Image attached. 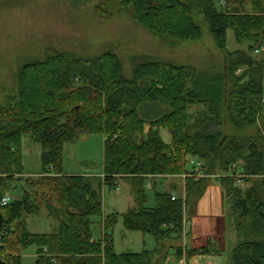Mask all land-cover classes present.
I'll return each mask as SVG.
<instances>
[{"label":"trees","instance_id":"16d2710c","mask_svg":"<svg viewBox=\"0 0 264 264\" xmlns=\"http://www.w3.org/2000/svg\"><path fill=\"white\" fill-rule=\"evenodd\" d=\"M119 2L131 7L133 17L149 31L180 42L202 40L203 29L194 18V10L201 11L216 46L227 54L226 77L234 80L229 99L220 81L198 75L194 67L148 56L134 63L131 79L111 51L81 59L51 50L43 60L21 63L17 92L0 104V201L8 193L19 195L0 204L8 259L20 264L21 252L36 244L37 264H163L166 257L154 261L149 250L115 251L116 213L104 219L103 237H93L92 219L103 210L101 191L128 182L136 206L122 215L125 227L150 233L158 242L181 239L189 200L208 178L188 175L190 159L198 158L205 161L204 174L218 176L235 231L245 233L231 251V263L264 264V129L240 132L261 119L264 124V59H254L253 45L250 52L227 48L229 29L239 44L251 40L264 45V0ZM242 66L247 70L235 76ZM202 105L206 108L193 115L191 108ZM228 124L235 127L233 132ZM162 128L169 129L170 143L163 140ZM81 131L105 135L100 176L64 172V145ZM25 134L43 146L44 170L37 178L23 172L20 145ZM183 175L184 197L156 191L155 205H147L150 177ZM15 181L26 185L17 190L12 188ZM245 181L252 184L244 190ZM43 207L58 225L51 234L32 233L26 217ZM177 252L189 261L222 250L209 240L203 247H178Z\"/></svg>","mask_w":264,"mask_h":264},{"label":"rangeland","instance_id":"374dc122","mask_svg":"<svg viewBox=\"0 0 264 264\" xmlns=\"http://www.w3.org/2000/svg\"><path fill=\"white\" fill-rule=\"evenodd\" d=\"M194 18L203 29L202 40L180 42L169 36L149 31L133 17L132 8L122 6L119 0H0V104L7 102L8 96L17 92L20 64L32 58L43 60L51 50L68 52L81 59L94 58L106 51L115 52L122 63L123 74L129 79L133 77L134 63L141 56L188 64L197 70L198 75L210 78L208 80L215 83L220 81V86L225 88L226 97L229 99L234 80L226 77L227 54L216 46L203 13L195 9ZM251 45L255 48L252 52L249 51ZM263 47L264 45L258 47L255 41L251 40L239 44L234 31L228 30L227 48L230 51L236 49L249 51L255 60L261 61L264 59ZM257 49H261L260 52H256ZM247 68L242 66L234 72V75H241ZM204 107V105L192 107L191 112L196 116L199 114L197 111ZM154 113L155 111L151 114ZM263 126L261 119L256 125L242 129L240 132L248 134L263 132ZM234 129V126L227 125L229 132ZM161 136L167 143L172 141L171 133L167 128L161 129ZM104 143L105 135L102 133L79 132L75 141L64 145V172L70 175H102ZM20 149L25 177L37 178L44 170L42 144L34 141L29 134H25ZM188 168H191L190 163ZM217 177L215 173L208 176L202 183L201 191L205 190L198 196L190 198L185 212V226L188 230L193 224L198 226V237L203 243L206 241L204 236L209 234V226L214 225L216 217L213 215L219 210L218 204H210L213 201L212 197L220 196L218 187L222 190ZM251 184L252 182L245 181L241 185L245 190ZM14 185L17 186V190H21L26 183L15 181L12 188ZM214 185L218 187H210ZM163 190L161 186L157 189L147 188L149 207H153L156 203V191ZM1 192L0 187V194ZM101 192L102 214L94 216L91 225L94 238L98 239L103 235L104 218L116 213L118 220L113 228L112 237L117 253L141 252L144 249L157 247L156 239L152 234L129 230L124 225L122 215L136 206L131 184L122 181L118 189L103 187ZM8 195L13 198L19 196L15 193ZM223 196L225 197L224 194ZM225 200L228 205L226 215L229 219L230 205L226 197ZM228 223L229 228L234 229L233 220H228ZM26 224L32 233L51 234L58 222L49 215L47 208L43 207L38 214L27 215ZM244 235L245 233L239 234L235 231L231 237L234 241H239L245 238ZM228 243L226 249L231 252L235 245L233 246L229 241ZM38 251L39 247L36 244L29 245L21 252L20 264H37Z\"/></svg>","mask_w":264,"mask_h":264},{"label":"crops","instance_id":"0c3cea01","mask_svg":"<svg viewBox=\"0 0 264 264\" xmlns=\"http://www.w3.org/2000/svg\"><path fill=\"white\" fill-rule=\"evenodd\" d=\"M236 50H241V49H236ZM171 62H173V61H171ZM174 63L180 64V65H188V64H181V63H177V62H174ZM196 107L197 106H195V108ZM65 174L70 175L69 173H66V172H65ZM148 185H151V188H148V189H157L158 187L161 186L162 188H164L163 191L169 190L176 197H179V196L184 197L185 192H186L185 175H183V176H154V177H150L148 180V183H147V186ZM119 187H120V185H119ZM210 187L215 188L218 186L214 185V186H210ZM218 188L220 190V196L215 195L214 197H212L211 200H213V201L210 204H214V205L218 204L219 210L216 211V214L213 215L214 217H216V219H214V225H211L208 228L209 234H206L204 236V237H206L205 243H203V241L198 237V231H197L198 226L196 227V225L193 224L191 226L190 230H188V228L186 226H184V235H183L184 237H182L181 239H179V238H167V239L161 240L159 242L156 241L157 247H155L154 249L152 248L150 250L148 249L149 251H151L153 253L154 261L160 262L161 259L166 257V260L163 264H232L231 259H230L231 258V252L229 249H226V247L229 244L228 241L230 243H232L234 246L240 240L234 241L231 237V235L234 234L235 231L231 227L229 228L230 224L228 223V220H231V218L229 217V219H228V217L226 215L228 213V205H226V203H225L226 200L222 194V190L220 189V187H218ZM203 190H205V189H203ZM203 190L199 194H201L203 192ZM163 191H161V192H163ZM198 195H196V196H198ZM196 196H194V197H196ZM219 198H221L220 202L218 201ZM193 232H194V234H193ZM103 235H104V231H103ZM103 235L101 236V238L103 237ZM95 239H97V238H95ZM98 239H100V238H98ZM198 240H200L201 242ZM209 240H211L213 242L214 247L216 246L217 248H220L222 250L221 254L196 255L192 259L187 261L185 256H182L180 258L179 252H177L178 247H183V248H200V247H203L208 243ZM233 246H231V247H233ZM144 250H146V249H144Z\"/></svg>","mask_w":264,"mask_h":264},{"label":"built area","instance_id":"2783aa9c","mask_svg":"<svg viewBox=\"0 0 264 264\" xmlns=\"http://www.w3.org/2000/svg\"><path fill=\"white\" fill-rule=\"evenodd\" d=\"M260 50L261 49H257L256 52H260ZM262 51H264V47H263ZM189 163L191 164V168L189 169L188 175L195 176L197 179L204 177V176H209V175L204 174V172H203L204 162L202 160H200L198 158H191ZM186 176L187 175H185V177ZM147 188H151V185H148ZM175 197L176 196L173 195V199H175ZM10 201H11V196L7 195L1 199L0 204L6 205ZM6 234H7V230H5V227H1V229H0V249L2 250V257L8 259L9 251L7 249ZM44 253L49 255V250L47 248H45ZM7 264H15V263L8 259Z\"/></svg>","mask_w":264,"mask_h":264},{"label":"water","instance_id":"95a60500","mask_svg":"<svg viewBox=\"0 0 264 264\" xmlns=\"http://www.w3.org/2000/svg\"><path fill=\"white\" fill-rule=\"evenodd\" d=\"M3 222H4V220H3L2 214L0 212V229L3 225ZM0 264H7V262L0 257Z\"/></svg>","mask_w":264,"mask_h":264}]
</instances>
